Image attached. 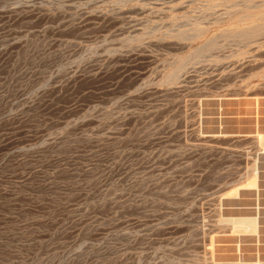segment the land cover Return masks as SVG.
I'll return each instance as SVG.
<instances>
[{
    "label": "rangeland",
    "instance_id": "obj_1",
    "mask_svg": "<svg viewBox=\"0 0 264 264\" xmlns=\"http://www.w3.org/2000/svg\"><path fill=\"white\" fill-rule=\"evenodd\" d=\"M0 264H264V0H0Z\"/></svg>",
    "mask_w": 264,
    "mask_h": 264
}]
</instances>
